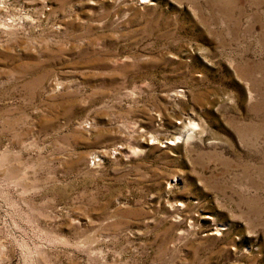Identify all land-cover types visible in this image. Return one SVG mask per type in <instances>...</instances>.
I'll return each instance as SVG.
<instances>
[{"label":"rangeland","instance_id":"1","mask_svg":"<svg viewBox=\"0 0 264 264\" xmlns=\"http://www.w3.org/2000/svg\"><path fill=\"white\" fill-rule=\"evenodd\" d=\"M0 264H264V0H0Z\"/></svg>","mask_w":264,"mask_h":264}]
</instances>
